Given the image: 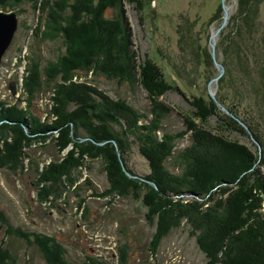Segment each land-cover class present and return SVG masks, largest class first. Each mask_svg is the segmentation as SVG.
<instances>
[{"label":"trees","instance_id":"trees-1","mask_svg":"<svg viewBox=\"0 0 264 264\" xmlns=\"http://www.w3.org/2000/svg\"><path fill=\"white\" fill-rule=\"evenodd\" d=\"M152 1L0 0V7L20 13L28 8L24 4H31L39 11L34 37L61 39L65 47L64 53L45 65L33 52L24 57L25 106L0 100V168L24 172L27 161L29 167H35L38 200L52 204L78 187L81 171L90 167L89 162L101 159L109 186L94 195L141 202L145 219L155 226L149 242L152 255L186 220L206 264H264V175L260 167L264 166V130L243 114L253 106L258 118L264 119V32L256 23L261 0H239L238 14L230 17L216 44L226 54L217 98L235 117L222 111L209 94L193 95L196 110L193 115H183L185 128L177 131L164 129L163 121L173 107L161 96L178 85L167 80L150 56L138 61L133 50L125 4H134L141 13ZM211 19L221 24L222 5ZM197 46L193 47L197 65L205 61L214 68L207 75L211 80L219 74L212 52ZM88 74L131 88L141 85L150 99L148 111L113 97L83 78ZM226 86L240 99L236 105L227 102ZM45 88L50 91L49 104L45 112L37 113V98ZM213 114L222 116L227 126L247 132L238 119L244 121L262 147L261 156L246 144L195 121L206 122ZM25 127L30 128L29 133ZM54 130L57 135L51 132ZM187 135L189 143L179 147ZM70 143L73 147L65 152ZM133 143L150 166V173L143 177L126 172L136 174L128 163ZM36 146H50L53 153H48L60 156L43 163L31 154ZM171 159L178 171L168 167ZM183 194H192L193 199H184ZM85 202L86 197L78 201L84 217L89 211ZM0 221L1 226L6 225L7 235L39 248L46 264H130L126 244L120 246L117 263L91 255L73 262L56 236L12 225L1 208ZM10 247L5 242L0 245V264H20Z\"/></svg>","mask_w":264,"mask_h":264},{"label":"rangeland","instance_id":"rangeland-1","mask_svg":"<svg viewBox=\"0 0 264 264\" xmlns=\"http://www.w3.org/2000/svg\"><path fill=\"white\" fill-rule=\"evenodd\" d=\"M226 3L229 7L230 19L231 16L238 14L239 0H226ZM219 4L222 5L221 0H153L141 13L134 4L129 2L125 4L133 32V50L138 54L137 60L142 61L146 55L150 56L162 67L167 80L176 83L179 87L170 89L161 96V100L173 107V112L163 121L165 131L185 128L183 115H193V111L196 110L191 103L193 95L211 96L210 92L214 91L217 98L220 90L219 81L223 75L216 82L213 81L210 87L211 80H208L207 75L213 72L214 68L205 61L197 65L193 47H198L199 43L202 50L212 52L211 34L223 22L222 20L219 24L211 19L217 12ZM24 6L28 7L25 12L16 11L20 25L0 66V100H5L11 105L19 103L17 105L20 107L27 104L26 95L22 90L26 66L24 57L33 52L42 58L45 65L48 60H56L65 51L61 39L38 40L34 37L33 28L38 24L39 11L34 10L29 3ZM0 11L8 12L10 9L0 7ZM108 15L112 16L113 12L109 11ZM256 20L260 31L264 32V0H261ZM228 31L229 27L226 32ZM182 33L185 38L184 36L181 38ZM219 34L216 36V44ZM215 53L219 62H226V54L221 46L215 47ZM91 77V74L83 75V78L94 81L113 97L125 98L141 111H148L150 99L148 92L141 85L131 88L126 84H118L116 80L101 76ZM12 80L17 82L16 95H13L8 87ZM225 88L227 102L236 105L240 99L235 97L231 88L227 86ZM49 94L50 91L45 88L37 98L38 104L35 105L37 113L46 111ZM254 109L256 110L255 107L250 106L248 110H243L245 111L243 114L249 115L252 121L256 125L259 123L264 130V119L262 121L258 118ZM45 116L46 114H43V117ZM195 121L231 140L246 144L261 156L256 137L252 133L253 138L241 123L247 132L227 126L223 117L218 114L211 115L206 122L198 118ZM24 129L29 133L26 127ZM51 132L57 135V130ZM189 140L187 135L180 140L178 146H185ZM72 147L70 143L65 152ZM49 150L52 151L50 146L44 148L36 146L30 151L34 157L45 163L60 156L50 155ZM128 163L137 177L150 173L148 160L140 153L136 143L132 144L129 151ZM174 163V159H171L167 165L172 171H178L180 168ZM89 165L90 167L81 171L78 187L72 188L62 199L59 198L52 204L38 200L37 186L34 183L35 167H29L27 161L24 172L14 173L9 169L0 168V208L4 210L12 225L56 236L66 247L68 259L73 262H82L91 255L117 263L120 246L126 244L129 249L130 264H206L207 258L199 248L196 237L190 233L191 227L186 220L164 238L158 252L152 255L149 242L155 226L145 219V208L142 207L141 202L132 198L110 199L109 196L94 195L95 192L104 191L109 183L101 159L91 161ZM260 167L264 175V166L260 165ZM84 197H86L84 205L89 209L85 217L78 206V201ZM182 197L193 199L189 194ZM5 230L6 225L0 224V245L4 242L5 245L9 244L13 253L19 257L20 264H46L39 248L29 246L20 237L7 235Z\"/></svg>","mask_w":264,"mask_h":264},{"label":"water","instance_id":"water-1","mask_svg":"<svg viewBox=\"0 0 264 264\" xmlns=\"http://www.w3.org/2000/svg\"><path fill=\"white\" fill-rule=\"evenodd\" d=\"M221 2H222L223 12H224L223 22L220 25V27H218V29L211 34V37H210V46L212 49V56H213V60L216 64V66L219 70V74H218V76L211 79L210 87H211L212 82L213 81L216 82L217 80H219V78L224 74V71H225L223 64L217 60L216 53H215L216 36L219 34L220 30L222 28H224V26L227 25L228 20H229V13H230L229 7L227 6V3H226V0H221ZM19 25H20V20H19V16H18L16 11H12V10L8 11V12L0 11V66L2 64V61H3V58L6 54V52L10 48V46H11V44L15 38V35H16L18 28H19ZM16 86H17V82L15 80L10 81V83L8 85V87L11 90L13 95L17 94V87ZM210 94L215 99L217 105L223 111H225L226 113L235 117L234 114L232 112H230L227 107H225L222 103H220L218 101L214 91H211ZM238 120L247 129V131L251 134V136L254 138L249 126L244 121H242L240 119H238ZM26 129H27V131H29L30 128L26 127ZM256 142L258 143L259 149L261 151L260 143L257 140H256ZM126 172L131 177H137L138 176L136 174L129 172L128 170H126ZM151 183L154 184L153 182H151ZM183 195H187V194H183ZM189 195H192V194H189Z\"/></svg>","mask_w":264,"mask_h":264}]
</instances>
